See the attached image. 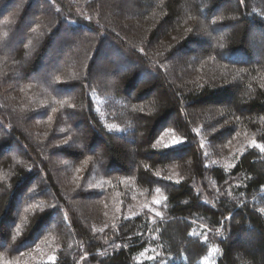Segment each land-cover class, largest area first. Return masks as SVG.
I'll use <instances>...</instances> for the list:
<instances>
[{
  "label": "trees",
  "instance_id": "16d2710c",
  "mask_svg": "<svg viewBox=\"0 0 264 264\" xmlns=\"http://www.w3.org/2000/svg\"><path fill=\"white\" fill-rule=\"evenodd\" d=\"M0 240V264H264V0H0Z\"/></svg>",
  "mask_w": 264,
  "mask_h": 264
},
{
  "label": "rangeland",
  "instance_id": "374dc122",
  "mask_svg": "<svg viewBox=\"0 0 264 264\" xmlns=\"http://www.w3.org/2000/svg\"><path fill=\"white\" fill-rule=\"evenodd\" d=\"M44 3L43 2H37L36 4H34L33 6H32V9H34V10H39V9H41V7H44V5H43ZM16 7V5H12V6H10V8H12V7ZM9 8V9H10ZM47 8V7H46ZM2 15H4L5 16V13L3 12L2 13ZM3 16V17H4ZM12 44V43H11ZM21 45V43H18V42H16V43H14V44H12V46H14V47H16V48H19V46ZM60 47H63V52L61 53L62 55V59H63V61H66L68 58H70V57H73V56H75L74 54H75V52L76 51H74V50H76V46H75V44H70L69 42H66V44L63 42V44L60 46ZM58 49V48H57ZM72 49H73V51H72ZM69 50L72 52V54H71V52L69 53ZM108 59H110L109 57H102V58H99L98 59V63H95V67L97 68V72L99 73H97V74H95V77H96V79H106V80H108V81H111L112 79H111V75H110V73L108 72V71H104V69L106 68V66H107V61H109ZM60 67V64L58 65H54L51 69H49V71L46 73V74H48V73H50V72H52V71H54V70H56L57 68H59ZM100 71V72H99ZM43 72V71H42ZM39 76L40 75H44V73H42V74H38ZM67 173H68V171H67ZM65 175V174H64ZM20 208H19V206L16 208V211H18ZM16 218H18V215L16 214ZM0 242H2L1 240H0Z\"/></svg>",
  "mask_w": 264,
  "mask_h": 264
},
{
  "label": "snow or ice",
  "instance_id": "6c2138e0",
  "mask_svg": "<svg viewBox=\"0 0 264 264\" xmlns=\"http://www.w3.org/2000/svg\"><path fill=\"white\" fill-rule=\"evenodd\" d=\"M179 143H181V141H176V140L173 141V145H176V144H179ZM49 259L54 261L55 257H50Z\"/></svg>",
  "mask_w": 264,
  "mask_h": 264
}]
</instances>
